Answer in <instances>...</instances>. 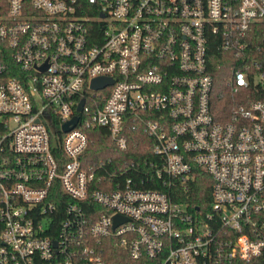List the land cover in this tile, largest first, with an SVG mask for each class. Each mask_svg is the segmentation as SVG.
<instances>
[{"label":"built area","instance_id":"2783aa9c","mask_svg":"<svg viewBox=\"0 0 264 264\" xmlns=\"http://www.w3.org/2000/svg\"><path fill=\"white\" fill-rule=\"evenodd\" d=\"M196 168L205 210L141 186ZM0 264H264V0H0Z\"/></svg>","mask_w":264,"mask_h":264},{"label":"trees","instance_id":"16d2710c","mask_svg":"<svg viewBox=\"0 0 264 264\" xmlns=\"http://www.w3.org/2000/svg\"><path fill=\"white\" fill-rule=\"evenodd\" d=\"M216 45L217 42L213 43L210 47V68L214 79L216 81H220L222 69L228 67V61L225 58L226 54L219 51ZM249 92L253 95L256 94L254 90H249ZM126 133L128 136V147L123 151L115 147L105 128H88V145L83 154L85 157V162L91 163L98 158L111 157L113 164L110 167L117 168L119 165H124L130 162L142 163L144 158H149L151 156L149 146L150 141L142 128L138 126L137 128L133 129L131 128V123H129L126 127ZM210 183L211 179L209 175H207V173H205L203 170L196 168L193 178L189 179V181H187L186 185L184 186L177 185L168 188L157 182L145 183L141 186L164 190L169 189V192L174 199L186 201L190 209H193L195 205H200L201 210H205L210 200Z\"/></svg>","mask_w":264,"mask_h":264},{"label":"water","instance_id":"95a60500","mask_svg":"<svg viewBox=\"0 0 264 264\" xmlns=\"http://www.w3.org/2000/svg\"><path fill=\"white\" fill-rule=\"evenodd\" d=\"M112 82V79L110 77H105V76H97V77H94L92 79V82H91V86L92 88H101L103 86H105L107 83H111ZM84 103V99H81L79 104H78V109H82V105ZM77 121V116H73V118L70 120V122L72 123V125L69 126L68 123H65L64 124V129L67 130L69 129L71 126H73ZM196 208H198V206H196ZM115 218H117V215L115 216Z\"/></svg>","mask_w":264,"mask_h":264}]
</instances>
